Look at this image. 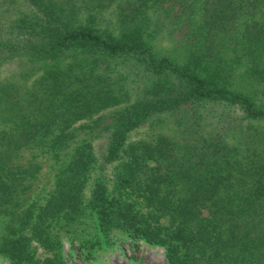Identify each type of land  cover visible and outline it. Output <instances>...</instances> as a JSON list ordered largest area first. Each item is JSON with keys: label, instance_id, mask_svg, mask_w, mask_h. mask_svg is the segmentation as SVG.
Instances as JSON below:
<instances>
[{"label": "trees", "instance_id": "obj_1", "mask_svg": "<svg viewBox=\"0 0 264 264\" xmlns=\"http://www.w3.org/2000/svg\"><path fill=\"white\" fill-rule=\"evenodd\" d=\"M19 1L29 15L6 23L0 13V67H13L25 77L26 71L42 72L22 92L0 84V256L10 264H36L33 241L52 253L44 264H64L60 237L74 232L87 215L91 247L107 245L111 232L122 231L162 246L166 264H264V135L241 129L230 143L216 126L220 113L210 110L223 104L244 120L264 122L260 104L222 83L226 69L219 49V41L236 30L240 14L254 16L264 0L245 5L130 0L121 6L119 37L78 22L81 9H99L111 0ZM148 10L167 22L146 18ZM87 16L90 20V9ZM184 24L192 43L182 63L152 51L149 36ZM246 33L249 43H258L264 24L252 23ZM130 57L142 63L150 82L110 122L99 119L91 128L102 151L90 144L78 147L55 173L44 202L22 204L26 183L41 171L31 158L24 161V152L39 148L45 157L60 160L73 140L67 128L116 102L109 76L96 74L98 63ZM162 114H179V134L127 146L132 130ZM57 127L58 133L52 132ZM120 160L123 191L112 195L98 179L84 205L85 177L93 164L102 170Z\"/></svg>", "mask_w": 264, "mask_h": 264}, {"label": "rangeland", "instance_id": "obj_2", "mask_svg": "<svg viewBox=\"0 0 264 264\" xmlns=\"http://www.w3.org/2000/svg\"><path fill=\"white\" fill-rule=\"evenodd\" d=\"M1 7L2 22L13 21L20 18L22 14L29 15L30 12L23 6L19 0H6ZM76 1V0H75ZM80 3V0H78ZM83 1V0H81ZM130 0H111L100 3L99 9L91 10L81 9L78 22L94 25L101 33L112 37H119L121 34V6H126ZM239 4L245 5L247 0H236ZM87 5H91V1H86ZM261 10L256 11L254 16L249 13L240 14L238 25L234 33L225 36L222 41H219V49L221 51L222 62L225 66L223 78L229 89L243 92L251 96L258 104L264 108V37L258 43H249L247 39L246 28L252 23L264 24V4L261 5ZM84 7V4L83 6ZM105 7V8H103ZM92 15L90 20H87L88 10ZM125 18L129 14V10L123 11ZM146 18L159 19L161 22H167L164 17H155L153 10L146 12ZM173 16V11L170 12ZM185 25V24H184ZM168 30V27H166ZM166 30L157 35L149 36L147 39L152 51L158 56H168L178 63H182L186 57L187 47L189 48L192 39H187L186 25L181 26L179 30ZM108 65V66H107ZM96 74H106L109 76L108 84L116 96V102L98 109L88 117L81 118L71 124L66 132L72 136L71 145L64 151V156L60 160L45 157L41 149L37 148L30 152H24V161L32 159V163L39 164L41 171L36 181L27 182L29 187L22 197V204L30 205L32 203L42 204L47 194L53 188V177L55 173L68 163L71 156L75 153V149L85 144H90L94 151H102L101 144L98 140L91 139V128L97 121L103 119L102 124L111 121L114 114L130 104L138 98L144 91L146 84H149L150 78L144 71L141 62L135 58H119L110 60L104 63H98L96 66ZM107 68V69H106ZM33 75L26 71V77L20 70L13 67H0V84H13L20 87L21 92L32 87L33 83L39 78L42 70L37 69ZM211 107V106H209ZM215 114L220 113L221 119L217 128L221 132H225L226 138L233 143L234 138L239 133V130L249 129L251 133L257 131L264 135V122L244 120L241 113L232 108H227L225 105H212L210 108ZM223 113V114H222ZM181 114V113H180ZM174 117L167 115H158L155 118L147 121L145 124L132 130L127 137L126 144L131 145L138 142H152L159 136H175L179 134L176 127ZM182 115V114H181ZM236 125V129L229 131V124ZM103 131V126L100 125ZM61 130V129H60ZM100 130V129H99ZM59 127L53 129L52 132L58 133ZM98 131V129H96ZM264 138V136H262ZM100 148V149H99ZM122 162L117 161L112 164L103 166V169L98 168L97 163L93 164L91 170L85 177V187L83 190L84 205L88 201L90 191L96 180L102 179L108 191L112 195H119L123 189L118 187L119 177L123 174ZM127 189H125L126 191ZM143 212L147 211V206L142 207ZM75 230V231H74ZM71 234L61 235L60 255L64 264H166L165 249L162 246L151 245L141 238H131L126 232L113 231L109 235V243L104 246L91 247L87 242L91 241L92 226L91 219L86 215L82 223L77 228H72ZM86 240V243H85ZM31 251L36 264H44L43 262L53 257L52 253L46 252L36 242H31ZM0 264H10L9 260L0 256Z\"/></svg>", "mask_w": 264, "mask_h": 264}]
</instances>
